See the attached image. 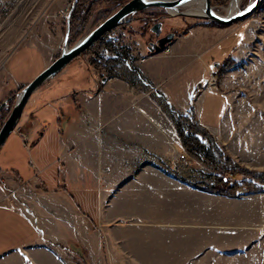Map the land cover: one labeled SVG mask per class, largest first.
Returning a JSON list of instances; mask_svg holds the SVG:
<instances>
[{
    "label": "crops",
    "instance_id": "crops-1",
    "mask_svg": "<svg viewBox=\"0 0 264 264\" xmlns=\"http://www.w3.org/2000/svg\"><path fill=\"white\" fill-rule=\"evenodd\" d=\"M57 22L52 29L47 21L37 23L27 43L26 50L38 56L36 66L25 57L7 61L0 72V106L60 50L63 27ZM222 30L199 27L177 35L168 55L136 53L141 59L133 68L121 65L109 84L74 62L31 94L13 137L0 149V178L17 183L15 193L22 196L20 206L0 202V264H201L204 253L245 258L264 245V225L234 223L245 219L244 198L201 192L170 170L172 155L184 152L177 120L190 108L200 125L215 129L218 145L235 137L245 145V135L235 136L232 126L245 114L244 98L226 102V123L200 122L203 98L222 95L224 78L213 89L202 88L190 71L164 85ZM243 33L225 72L234 85L241 78L234 70L238 53L245 54ZM219 64L206 66L208 72ZM48 105L50 118L42 112ZM224 123L226 138L219 132ZM22 157L33 171L26 179ZM52 167L57 180L48 186L41 177ZM30 185L33 191L26 189ZM257 212L264 215L263 208ZM250 228L256 232L251 237Z\"/></svg>",
    "mask_w": 264,
    "mask_h": 264
},
{
    "label": "rangeland",
    "instance_id": "rangeland-1",
    "mask_svg": "<svg viewBox=\"0 0 264 264\" xmlns=\"http://www.w3.org/2000/svg\"><path fill=\"white\" fill-rule=\"evenodd\" d=\"M72 1L73 0H0V72L6 66L7 61L12 57H16L14 63H16L18 59H24L25 57V59L30 60L31 66H36L38 61L37 54L33 51L26 50V47L27 43L30 40H33V38H31L33 32L39 28L37 23L42 20L44 22L47 21L49 24L51 23L50 26H47V29H52L54 21H58L57 25H61L63 27L62 32L64 37L66 16ZM88 1L91 5H93V8L91 10H85L84 6L83 9L85 11H82V13H85H81L77 16L73 30L69 34L68 47L74 45L79 39L95 29L122 6L117 7L116 5L117 3H120L121 0ZM231 1L232 0H209L212 11L222 16L226 15V8L229 6ZM251 1L252 0H240L238 9H244ZM191 6L192 7L190 8L188 6H181L179 7V10L192 12L197 9L195 3H192ZM86 12L89 13L86 14ZM55 18L57 20H55ZM156 21L161 24L160 35L163 36L165 34L167 35L168 33H172L173 38L177 35L186 33L193 28L201 27L223 29V33L210 35L208 40H206L204 45L200 48L203 52L198 51L196 54L197 56L191 63H188L175 75L166 78L164 85L177 81L180 77H182V75H186L190 71L195 72V75L198 77H193L192 82L195 81L201 84L202 88H204L207 84L209 88L211 87L213 89L217 86L218 82L224 78V81L228 86L223 90L222 95H207L203 98L204 109L200 116V122H205L214 127L220 126L222 121L226 123V110L227 108H231L230 104L226 107V102L231 100V98L237 100L239 98H244L245 114H243L244 116H241L245 118L240 116L241 120L233 123L232 126H235L236 132L238 131L235 136H240L242 134L245 135V145L238 143L236 137L232 140L230 139L227 146L218 145L214 137V132H216L215 129H209L206 126H202L196 120L195 123L197 126L202 127L207 134L212 137L216 147L223 153H226V155L233 160L234 164L239 167H244L247 171L264 174V3L248 18L232 25H222L223 27L203 25L202 22L205 20L196 19L194 17L180 15L168 16L167 13L160 8H152L149 10L143 9L135 13L129 22L122 23L105 33L102 37L87 47L81 54L71 60L66 67L74 62H83L88 68L91 67L96 70L98 75L103 77L105 83L109 84L115 79V75H117L121 65L133 68V65L135 64L134 62H138L141 59L136 53L147 55H168V45H170L171 42L166 44L163 50L159 53L149 54V52H147L146 48L148 46V42L153 41L155 37L150 31V28L153 24L157 23ZM123 24H126V26ZM243 31H245V54H242L241 51L238 53L239 56L236 60V69L234 71H239V74L236 72L234 74L241 76V78H235L239 81V83L234 85L232 83L231 73L225 75L226 69L230 66V64H232V61L229 66L223 70V73H221L220 76L217 75V72H219L221 65L232 56L234 50L241 44L244 35ZM104 36H106V41L113 42V46L111 47L112 49L99 44L98 41ZM61 47L62 43L60 45V50L56 52L52 61L59 56ZM121 47H126V50H128L127 53L122 52ZM195 49L197 51L198 48ZM97 53H100L99 57ZM107 53L116 54L118 57L117 61L119 60L117 68L113 72H109L105 69L108 66H106V63L104 62L116 59L107 58ZM96 58H98V61L102 60L101 63L105 66L104 68H97V66L95 67L93 65L92 62H94L93 60ZM216 64H219L216 67L217 69L213 70V72H208V68L206 66L213 68ZM243 66L244 70L240 69ZM244 71L245 74H241ZM39 73H37V75ZM206 77L207 80L205 81ZM186 82L188 81L186 80ZM209 104H212L211 109H209ZM3 105L5 104L3 103ZM42 109H44L42 112L45 117L50 118V106H44ZM236 109H241V107L235 108V111L233 110V112H238ZM225 123L223 129L219 128V132H221L220 136L223 138H226L230 131V129L225 127ZM12 135V133L9 135V139L13 137ZM201 141H203L204 147L199 151H196L195 154L187 150L182 141L184 152L172 155L171 158V162H173V164L170 170L177 177L185 180L188 185L195 184L199 186H206L214 181L215 176L219 175V172L216 170L213 162L205 160L209 144L202 138ZM24 143L26 144V150L32 152V144L27 143V140ZM179 156H183L184 158L179 160ZM20 162L23 164L21 165V176L23 179H26L32 175L33 171L30 170V167L27 164V158L22 157ZM56 177V167H52V169L46 171L41 179L46 181L49 186L57 180ZM7 182L8 181L3 182L2 178H0V202L20 206L22 202L19 196H22L20 194L18 196L17 193H15L18 189V184L15 182ZM23 187H25V185ZM34 188L35 187L33 185H30L26 189H32L33 191ZM257 194L264 197V186L263 193H251L242 189L238 192L237 197H227L235 201L242 200V198L245 199V219H242L241 217L235 218L234 223H245V226L250 225L252 228L256 225H258V228L264 225V215L257 212L258 209L262 208L264 211V198L257 196ZM235 211V213L244 212V210L240 212V209L236 210V208ZM252 228H250V231L248 232L250 237L256 233L255 231L254 233H251L253 231ZM247 253L249 256L245 255V258L242 256L231 258L226 256L218 257L208 252L204 253L201 264H264L263 244L252 251H248Z\"/></svg>",
    "mask_w": 264,
    "mask_h": 264
},
{
    "label": "water",
    "instance_id": "water-1",
    "mask_svg": "<svg viewBox=\"0 0 264 264\" xmlns=\"http://www.w3.org/2000/svg\"><path fill=\"white\" fill-rule=\"evenodd\" d=\"M185 1L188 0H129L95 29L79 39L74 45L68 47L71 17L78 2V0H73L66 16L65 32L59 56L29 83L24 85L15 95L9 114L0 126V148L18 124L25 104L32 93L55 77L71 60L81 54L87 47L93 44L105 33L122 23L129 22L133 15L138 11L147 8H160L164 10L168 16H188L209 21L217 25L228 26L248 18L264 3V0H252L244 9L238 10L230 15L227 14L222 16L212 11L209 0H204V14L198 15L180 11L179 7H181ZM150 31L155 37H158L161 32V24L158 22L153 24ZM172 39V33H168L167 35L158 38L155 43L148 44L146 48L147 52L159 53L163 50L166 44H169L172 41Z\"/></svg>",
    "mask_w": 264,
    "mask_h": 264
},
{
    "label": "trees",
    "instance_id": "trees-1",
    "mask_svg": "<svg viewBox=\"0 0 264 264\" xmlns=\"http://www.w3.org/2000/svg\"><path fill=\"white\" fill-rule=\"evenodd\" d=\"M87 1L88 0H78V3L71 17L70 33L72 32L73 27L76 23L77 16H79V14H81L82 11L91 10L93 8V5H91V3ZM127 1L129 0H121V2L117 3L116 5L117 7H119L124 3H126ZM84 6H85V10L83 9ZM149 9L152 8H147L146 10ZM88 13L86 12V14ZM202 24L212 27H218V26L223 27L222 25H217L209 21H204L202 22ZM124 26H126V24ZM105 38L106 36L101 38L98 41L99 44L105 45L109 49H112L111 47L113 46V42L106 41ZM121 51L127 53L128 50H126V47H121ZM99 54L100 53H97L98 57ZM96 59L93 60L94 61L92 62L93 65L95 67L97 66V68H104L105 66L101 63L102 60L98 61V58ZM118 61L116 59V60H108L104 62L106 63V66H108L105 69H107L109 72L115 71L118 65ZM230 63L231 60L229 59L225 63H223L220 67L221 69L219 70V72H217L218 73L217 75L220 76L221 73H223V70L227 66H229ZM14 98H15V94L9 97V100L6 101L5 105L0 106V114H2V122L9 113ZM177 129L179 131V134L181 136L185 148L191 151V153L195 154L196 151H199L201 148L204 147V143L203 141H201V138L207 141L209 147L207 149L205 160L206 161L209 160L213 162V164L216 167V170H218L219 172V175L214 177V181L206 186L189 184L190 186L199 189L203 192L222 195L225 197H237L238 192L242 189H245L246 191L251 193H263L264 174L253 173L251 171H247L244 167H239L236 164H234L233 160L230 157H228L226 153H223L220 149L216 147L212 137H210L202 127L197 126V124L195 123V115L192 108H190L184 116H180L178 118Z\"/></svg>",
    "mask_w": 264,
    "mask_h": 264
},
{
    "label": "bare ground",
    "instance_id": "bare-ground-1",
    "mask_svg": "<svg viewBox=\"0 0 264 264\" xmlns=\"http://www.w3.org/2000/svg\"><path fill=\"white\" fill-rule=\"evenodd\" d=\"M192 3H195L197 6V9L192 11V12H188L187 13H191V14H204V9H205V4H204V0H188L185 1V3L182 4V6H188L189 8L192 7ZM240 0H232L229 3V6L226 8V15H230L233 14L234 12L238 11V6H239Z\"/></svg>",
    "mask_w": 264,
    "mask_h": 264
},
{
    "label": "built area",
    "instance_id": "built-area-1",
    "mask_svg": "<svg viewBox=\"0 0 264 264\" xmlns=\"http://www.w3.org/2000/svg\"><path fill=\"white\" fill-rule=\"evenodd\" d=\"M106 53V52H105ZM107 58H110V59H118V57L116 56V54H108L107 53ZM22 139H23V142H26V138L24 136H22ZM184 157L183 156H179L178 159L179 160H182ZM176 170V169H175Z\"/></svg>",
    "mask_w": 264,
    "mask_h": 264
},
{
    "label": "flooded vegetation",
    "instance_id": "flooded-vegetation-1",
    "mask_svg": "<svg viewBox=\"0 0 264 264\" xmlns=\"http://www.w3.org/2000/svg\"><path fill=\"white\" fill-rule=\"evenodd\" d=\"M156 22H157V21H156ZM165 35H166V34H165ZM165 35H163V36H165ZM153 36H154V35H153ZM163 36L159 35L158 37H154V40L148 42V44L156 42L158 38L163 37Z\"/></svg>",
    "mask_w": 264,
    "mask_h": 264
}]
</instances>
